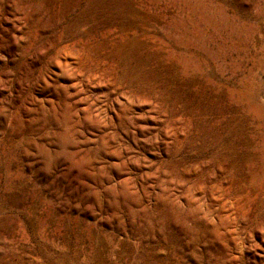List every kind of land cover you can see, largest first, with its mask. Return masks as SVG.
Here are the masks:
<instances>
[{
	"label": "rangeland",
	"instance_id": "obj_1",
	"mask_svg": "<svg viewBox=\"0 0 264 264\" xmlns=\"http://www.w3.org/2000/svg\"><path fill=\"white\" fill-rule=\"evenodd\" d=\"M0 264H264V0H0Z\"/></svg>",
	"mask_w": 264,
	"mask_h": 264
}]
</instances>
